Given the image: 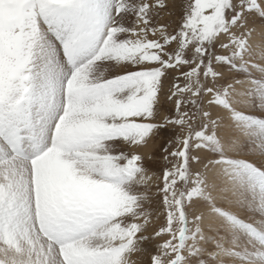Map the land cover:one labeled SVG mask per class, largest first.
<instances>
[{
    "label": "snow or ice",
    "instance_id": "snow-or-ice-1",
    "mask_svg": "<svg viewBox=\"0 0 264 264\" xmlns=\"http://www.w3.org/2000/svg\"><path fill=\"white\" fill-rule=\"evenodd\" d=\"M0 264H264V0H0Z\"/></svg>",
    "mask_w": 264,
    "mask_h": 264
},
{
    "label": "rangeland",
    "instance_id": "rangeland-1",
    "mask_svg": "<svg viewBox=\"0 0 264 264\" xmlns=\"http://www.w3.org/2000/svg\"><path fill=\"white\" fill-rule=\"evenodd\" d=\"M179 17V9H176L174 11V14H169V13H162L161 14V19L159 21L160 24L165 25L166 27H168V30L171 31L173 28L176 27L175 21L178 19ZM167 106L165 105V108ZM163 111V109H162ZM169 134L168 133H164L162 134L161 137L159 138H155L152 140H149L148 143L144 146H138V147H134L131 149L132 152L138 153L140 154L142 157H144V163L147 167L153 169L154 171L152 172V175L154 177L153 181L150 182L151 184V191L154 193L155 192V186L158 183L155 180V176L160 174V170L163 167V161L160 159L161 156L163 155L162 151H161V145L164 143V140L166 138H168ZM153 157L156 161L155 164H151L149 163V157ZM157 201H159V197L155 198ZM160 223H163V219L161 218V220L159 221ZM149 231H151V226L149 228ZM133 260H136L137 257H133Z\"/></svg>",
    "mask_w": 264,
    "mask_h": 264
}]
</instances>
